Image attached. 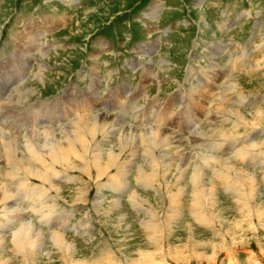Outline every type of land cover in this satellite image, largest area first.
Here are the masks:
<instances>
[{
    "label": "rangeland",
    "instance_id": "rangeland-1",
    "mask_svg": "<svg viewBox=\"0 0 264 264\" xmlns=\"http://www.w3.org/2000/svg\"><path fill=\"white\" fill-rule=\"evenodd\" d=\"M0 95V184L19 193L0 205V264H264V0H0ZM95 114L118 121L104 150L134 140L101 179L85 143L72 154L84 173L37 162L60 193L13 166L1 132L24 146L35 128L61 138ZM151 131L183 140L153 172ZM24 222L34 232L19 250Z\"/></svg>",
    "mask_w": 264,
    "mask_h": 264
},
{
    "label": "bare ground",
    "instance_id": "bare-ground-1",
    "mask_svg": "<svg viewBox=\"0 0 264 264\" xmlns=\"http://www.w3.org/2000/svg\"><path fill=\"white\" fill-rule=\"evenodd\" d=\"M199 4H201V1L199 2ZM201 5H199L200 7ZM153 7H157V5H154ZM154 10H156L157 8H153ZM156 46V45H155ZM30 47V46H29ZM20 54V53H19ZM24 58V57H23ZM10 88V87H9ZM18 93V92H17ZM20 93V91H19ZM238 95V94H237ZM0 97H3L0 95ZM218 97V96H217ZM6 100V99H5ZM1 102V101H0ZM224 106V105H223ZM217 108V107H216ZM219 110V109H218ZM103 111V110H102ZM228 111V110H227ZM230 112V111H229ZM228 112V113H229ZM239 112V111H238ZM257 112V111H256ZM258 113V112H257ZM237 115V114H236ZM242 115V114H241ZM83 116V115H82ZM81 117H79L77 119L76 122H72V125L75 126L74 130L73 131L72 129H63L62 133L59 131H57V133L59 135H61L62 137L61 138H58V135L56 134V131H53L52 130H49L48 131H45L46 132V137H41V135H39L41 132H39V129L35 128L32 133V135H28L26 136V139H25V145L24 146H21L22 143H18L20 141V138L14 136H6V134L2 133L1 132V136L3 137V139H8L11 141V144L10 146H8L9 148V151H12V153L15 155V157L17 158V161H18V164L19 166L14 163L13 166L15 167H18V170H19V167L20 168H23L25 170L26 173H23L25 175H29L30 177L34 178L35 180L41 182L42 184H46L50 187H55L53 184H52V181L50 180L49 177H46V175L48 176V172H44V170L42 171V169H40L41 171H39V169L37 168H40V166H42L41 164L37 165V162L39 160H42V159H45L47 162L49 163H53L55 164L56 166H60L62 168H67V169H71V170H77V171H80V173H84L85 171L80 169L79 168V165H77V163H73V151L77 150V148L80 149L79 146L83 145V143H85L86 146L89 147V145H92V147L95 148V150L93 151L92 155H90V158L83 161L86 163V166H87V171H96L97 174H98V179H101L102 177L104 176H100L99 173H98V169L101 168L103 169L104 166L106 165L105 163V160L109 159V160H112L114 158H120L119 155L123 152H127V153H130V150L129 149H132L133 150V146H134V140L132 137H130V139L128 140L126 137H119V141L118 143L113 146L112 148L108 149V151L104 150L106 147L108 148L109 144H115L113 143L114 141V138H115V128L116 127V124H118L117 122V119L115 118L114 122L112 123V121L108 122V116L107 117H104V116H101L100 114H95V116H92V118H89V117H86L84 116L83 118H85V121H83V123H81ZM115 117V116H114ZM237 117L242 120L243 122H245V118H243V116H239L237 115ZM82 118V119H83ZM133 119V118H132ZM136 119V118H135ZM229 119V118H227ZM261 119V118H260ZM123 120V119H122ZM258 120V119H257ZM213 121V120H212ZM120 122V121H119ZM153 122V121H152ZM155 123V121H154ZM34 124V123H33ZM40 123L38 124H34V125H39ZM122 124V123H121ZM158 124V123H157ZM246 124V123H245ZM154 125V124H153ZM33 126V125H32ZM124 126V125H123ZM119 127V126H118ZM158 127H161V126H158ZM73 128V127H72ZM122 128V127H121ZM134 128V127H133ZM142 128V127H141ZM144 128V127H143ZM192 128V127H191ZM193 129V128H192ZM28 130V129H27ZM134 130V129H132ZM161 130V129H160ZM159 130V131H160ZM189 130V129H188ZM191 130V129H190ZM148 131V130H147ZM163 131V130H162ZM217 131V130H216ZM10 132V131H9ZM135 132V131H134ZM144 132H146L144 130ZM165 132V131H163ZM162 132V135H160L161 132H154V131H151V132H147L145 133L146 134V140H145V143H146V157H147V160H149V167L152 169L151 172L155 171L156 169H158L160 167L159 164H161V160H162V157L160 158H157L155 159L154 157V154L155 156H157V153L161 152V151H164V150H167L169 147H171L172 145H174L175 143L181 145V143H183V140L180 138L182 137L181 134H178L179 136H171V134H165ZM185 132V131H184ZM221 132V131H220ZM224 132V131H223ZM131 133V132H130ZM187 133V132H186ZM205 133V132H204ZM197 134V133H196ZM195 134V135H196ZM221 134V133H220ZM222 134H225V133H222ZM221 134V135H222ZM9 135V134H8ZM57 135V136H56ZM132 135V133H131ZM143 135V133L141 134ZM187 135V134H186ZM199 135V134H198ZM120 136H123L122 134H120ZM125 136V134H124ZM190 136V135H189ZM202 136V135H201ZM213 136V135H212ZM210 136V137H212ZM223 136V135H222ZM158 137V139H157ZM177 137H179V141L177 140ZM135 138V137H134ZM145 139V138H143ZM29 140V141H27ZM37 140V141H36ZM182 140V141H181ZM32 141H36V144H33ZM43 141L44 144L40 145V142ZM1 142V141H0ZM32 142V143H31ZM3 143V142H2ZM104 143H108V144H104ZM1 144V143H0ZM33 144V145H32ZM143 144V142L141 143ZM145 145V144H143ZM68 147L69 148V151H67L65 148ZM180 147V146H179ZM7 148V147H6ZM7 148V149H8ZM24 149V150H22ZM38 149V151L36 150ZM89 149V148H88ZM181 149V148H180ZM120 152V153H117V152ZM212 151V150H211ZM1 152V151H0ZM7 152V151H6ZM202 152V151H201ZM213 152V151H212ZM11 153V152H10ZM41 153V154H40ZM182 153V152H181ZM199 153V152H198ZM207 153H210V152H207ZM11 154V155H13ZM44 154V155H42ZM82 154H85V159L87 158V155L85 152H82ZM175 154V153H173ZM189 154V153H188ZM28 155V156H27ZM199 155V154H198ZM205 155V154H204ZM200 155V158L201 160L202 159H205V157L207 156L208 158V154L205 155ZM210 155L212 156L213 153ZM1 156V155H0ZM10 156V155H9ZM179 156V155H178ZM145 157V158H146ZM181 157V156H180ZM9 158V157H7ZM49 158H52L53 159V162H51L50 160H48ZM171 158V157H170ZM177 158V157H176ZM14 158H12L11 160L13 161ZM187 159V163L184 165L186 168L189 167V169L193 170L194 173V177H192L194 180H191V183L192 185H194L195 187L199 186L198 188H200V181H199V178L200 177H197L198 175L200 176L201 172L202 171V168L200 170L197 171V165L198 163H196V161L194 160L193 158V155L186 157ZM10 160V159H9ZM155 160H157L158 162V165H156L157 163H155ZM160 160V161H159ZM210 160V159H209ZM16 161V159H15ZM14 161V162H15ZM136 161V160H135ZM171 161V160H169ZM184 161V160H183ZM182 161V162H183ZM203 161V160H202ZM211 161V160H210ZM174 161H172L173 163ZM201 162V161H200ZM9 163V162H8ZM206 163V162H205ZM221 163V162H220ZM141 164V163H140ZM202 164V163H201ZM178 166L180 164H177ZM176 165V166H177ZM11 166V165H10ZM158 166V167H157ZM202 166V165H201ZM204 166V165H203ZM49 167V166H48ZM48 167L45 169L47 170ZM194 169H192V168ZM176 168V167H175ZM9 169V168H8ZM141 171H144L143 167L141 166L139 168ZM155 169V170H154ZM180 170V169H179ZM184 170V168H183ZM12 172H13V169H12ZM197 172V173H195ZM5 173V172H4ZM16 173V172H15ZM18 173V172H17ZM202 173H204L202 171ZM104 175V174H103ZM153 174H151L152 176ZM182 176V174H180ZM192 176V175H191ZM3 177V176H2ZM180 177V176H178ZM239 177L242 179L243 175L240 174ZM248 177V176H247ZM16 178V177H15ZM112 178V177H111ZM174 178H175V175H174ZM250 178V177H249ZM106 179L107 181L110 179V177L106 176ZM114 178H112L111 180H113ZM177 177L175 178V180L177 181ZM201 179V178H200ZM251 180V179H250ZM104 181V180H103ZM115 180H113L114 182ZM105 182V181H104ZM141 182V181H140ZM250 183V181H248ZM19 183V182H18ZM26 183V182H25ZM118 184V182H116ZM212 184V181L210 183V185ZM214 184V183H213ZM244 184V183H243ZM21 185V184H20ZM53 185V186H52ZM101 186V185H100ZM204 186V185H203ZM15 186H12V185H9V183L6 184L5 183H2L0 184V205L2 206H5L4 208H7L8 205L9 206H12L16 203H18V195L15 194L16 193V189H15V192L13 191ZM194 189H197L195 188ZM205 187V186H204ZM211 187V186H210ZM117 188V186H116ZM115 188V189H116ZM208 188V187H207ZM54 189V188H53ZM56 191L60 193V188H56ZM113 190V189H112ZM210 191V190H209ZM35 192V191H34ZM117 192V191H115ZM200 192V191H199ZM33 193V192H32ZM209 193V192H208ZM83 196V195H82ZM82 196H81V200H84L82 199ZM31 197V196H30ZM60 198V196H59ZM78 198V197H77ZM84 198V196H83ZM139 198V197H138ZM205 198V197H204ZM37 199V198H36ZM106 199V198H105ZM134 200V199H133ZM132 200V201H133ZM37 201V200H35ZM177 201V200H176ZM100 202V201H99ZM52 203V202H51ZM82 203V202H80ZM103 203V202H102ZM105 203V202H104ZM113 204V202H112ZM100 204L99 203H96V207L99 206ZM104 205V204H103ZM7 206V207H6ZM33 206V205H32ZM102 206V204H101ZM138 207V206H137ZM13 208V207H12ZM11 210V208H10ZM18 210V209H16ZM20 210V209H19ZM18 210V211H19ZM5 211V210H4ZM14 211V210H12ZM24 211V210H23ZM9 213V211H6ZM22 212V211H21ZM21 212H14L12 213V217L9 218L7 220V224L10 223V221H13L15 219V222L20 220L22 218V216L24 215H21ZM7 213V214H8ZM11 213V212H10ZM44 213V212H43ZM107 214V213H106ZM10 215V214H9ZM198 217V216H197ZM196 217V218H197ZM7 218V217H5ZM23 222V221H22ZM2 224V223H1ZM11 225V224H10ZM46 225V224H45ZM4 226V225H2ZM9 226V225H8ZM12 226V225H11ZM7 227V226H6ZM8 228V227H7ZM6 232V231H4ZM33 229H32V224L31 222H24L20 225H18V227L15 229V231H13L12 233V237H13V245H16V247L20 250L21 247H23L24 245L27 244L26 242V239L27 237H30L32 234H33ZM3 233V232H2ZM41 237V236H40ZM55 242L59 243V244H62V239L59 235L55 234ZM4 239V238H3ZM1 245V244H0ZM5 261V260H4Z\"/></svg>",
    "mask_w": 264,
    "mask_h": 264
},
{
    "label": "crops",
    "instance_id": "crops-1",
    "mask_svg": "<svg viewBox=\"0 0 264 264\" xmlns=\"http://www.w3.org/2000/svg\"><path fill=\"white\" fill-rule=\"evenodd\" d=\"M164 3V2H163ZM150 49H151V47H150ZM152 50V49H151ZM138 56V55H137ZM139 57V56H138ZM141 57V56H140ZM173 62H175V61H173ZM163 64V63H162ZM165 64H170V62H169V60H167V62H165ZM173 64V63H172ZM153 71V70H152ZM155 72V71H154ZM153 72V73H154ZM155 74V73H154ZM184 76V75H183ZM183 79V81L185 80V78H182ZM133 84H132V82H130V84H129V87L130 86H132ZM123 88L122 89H117V90H115V92H117V94H114V95H112V96H110V100H111V102L114 100V97L116 96L117 98H119L120 96H121V94L123 93ZM159 90V89H158ZM127 91H130L131 93L133 92V89H129V90H126L125 92H127ZM131 93H129L128 95H131ZM124 94V93H123ZM174 96V95H173ZM171 98H170V95H169V93L167 94V102L170 100ZM125 101L126 100H124L123 101V105H122V107H125ZM122 101H119L118 102V106H119V104L121 103ZM130 107H128V109L129 110H131L132 109V106L131 105H129ZM170 111H173V109L171 110L170 109ZM164 249V248H163ZM159 253H161V250L159 251Z\"/></svg>",
    "mask_w": 264,
    "mask_h": 264
}]
</instances>
